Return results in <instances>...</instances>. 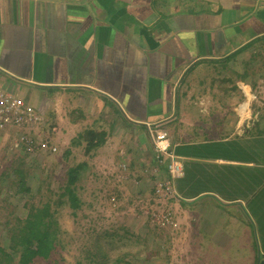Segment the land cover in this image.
<instances>
[{
	"label": "crops",
	"instance_id": "crops-1",
	"mask_svg": "<svg viewBox=\"0 0 264 264\" xmlns=\"http://www.w3.org/2000/svg\"><path fill=\"white\" fill-rule=\"evenodd\" d=\"M246 53L264 55V0H0V88L43 117L36 132L60 133L64 153L77 139L91 157L112 145L116 164L134 141L145 157L128 164L140 167L155 152L151 130L167 132L185 168L173 184L180 203L223 219L213 234L243 217L260 264L264 113L246 114L240 99L257 82L264 106V79L235 84L229 69Z\"/></svg>",
	"mask_w": 264,
	"mask_h": 264
},
{
	"label": "rangeland",
	"instance_id": "rangeland-1",
	"mask_svg": "<svg viewBox=\"0 0 264 264\" xmlns=\"http://www.w3.org/2000/svg\"><path fill=\"white\" fill-rule=\"evenodd\" d=\"M251 56L252 53H246L237 62L230 64L229 69L235 71L230 75L235 77L236 73L240 74L235 77L237 79L235 84L241 82L247 85L246 81L249 79L248 74H245L247 66L255 68L253 77L264 79L262 63L264 55L259 57L260 55L255 53L253 57ZM242 69L245 70L244 73ZM204 76L199 77L198 86L202 85L203 80L208 81ZM261 86L264 87V80ZM242 89L244 94L240 101L241 104H245V111H248L244 112L264 113L263 104L258 105L259 101L255 96L257 82ZM226 93L231 92L228 93L226 90L219 95ZM233 98L236 100L237 96ZM232 113H235L234 109ZM103 130L107 133L106 128ZM119 132L122 133L123 129ZM13 134L0 131V207H2L0 245L3 247L7 248L9 245L7 234L1 226L5 224L2 223L3 220L6 217L24 218L27 206L31 204L26 203L27 196L16 195L15 191L4 186L8 179L3 173L8 168L23 166L21 167L24 168L23 175L30 177V186L35 190V204L38 205V201L42 200L40 193L43 191L44 195L51 197L50 201L57 210L53 224L59 226L60 231L65 233L64 239L60 242L61 249L56 254L55 264H80V260L88 264L81 247L91 243L89 230L96 234L101 233V237H94L95 241L103 250H109L111 258L107 261L101 259L95 264H113L119 257H123L126 264H253L250 251L251 236L243 217H235L231 219L232 222L228 221L227 228H224L225 233L220 234L224 237L220 240V235L213 232L220 230L215 228L223 219L213 215L210 218L202 217L204 204H193V208L187 207L180 203L181 198L174 190V185L171 183L168 185V168L174 160L173 156L179 159L180 157L173 152L170 135L167 132H157L153 129L148 141L150 143L148 147H154V151L162 153L167 160L160 162L158 159V164L147 154L148 162H141L143 167L139 164L133 166L128 164L130 161L135 162L136 157L142 154L136 151L134 141H131L127 153L118 155L120 161L116 164V161L111 160L112 155H109V151L114 149L112 145L110 147L105 145L96 157H91L92 150L87 152L84 145H74L77 144V140L80 141L77 139L70 143V146L73 145L69 146V153H64L65 150L53 153L49 147L57 145L59 148V142L63 138H60V133L56 136L57 134L45 132L41 136L43 139L47 138L49 146L39 145L33 151H29L15 140L18 133ZM157 134H163L165 141H157ZM64 145L63 149H66L67 145ZM142 156L145 157L143 154ZM77 163H86L85 168L82 167L79 171L78 179L73 186L77 188L74 190L75 194L83 203L78 210L72 211L68 205L61 206L59 203L57 205L55 201L62 191L61 185L67 182L69 169ZM41 188L43 190L39 193ZM44 195V200L48 201L49 197L46 199L47 196ZM206 209L213 214L217 212V207L214 208L211 204ZM258 226L260 232V224ZM105 231L118 232L124 237L103 236ZM237 241H241L239 248ZM39 264L48 263L40 260Z\"/></svg>",
	"mask_w": 264,
	"mask_h": 264
},
{
	"label": "trees",
	"instance_id": "trees-1",
	"mask_svg": "<svg viewBox=\"0 0 264 264\" xmlns=\"http://www.w3.org/2000/svg\"><path fill=\"white\" fill-rule=\"evenodd\" d=\"M254 69L255 68H249L247 66L245 74L254 76ZM233 89L236 90L237 87L234 86L232 90ZM92 134L93 132H91V135ZM86 139L89 140L90 143L93 142V140H97L95 144H91L96 146L103 141V138L97 135H92L90 138L88 137ZM89 150H87V152H89ZM152 157H155L154 162H157L158 159L160 162H165L167 160L166 156H162V153L156 151L153 153ZM157 163L159 164V162ZM84 165H86V163H77L74 167L69 169L67 173V182L61 185L62 191L59 192L58 200L55 201L57 205L58 203L61 204V206L68 205L72 211L78 210L82 205V199L75 194L74 191L77 188L73 186L78 179L79 171L82 167L85 168ZM21 167L8 168V170L3 173L8 179L4 186L7 189L15 191L16 195L27 196L26 203L31 202V204L27 206L28 210L24 218L6 217L5 220H3L2 223L6 225L4 224L1 226L4 227V231L7 234L9 245L7 248L0 245V264H39L40 260L47 261L48 264H55L57 262L56 254L59 253L61 249L60 242H62L65 236V233L60 231V227L53 224V217L57 212L56 206L50 201L51 197L44 195V191L40 193V191L43 190L42 188L39 189L42 200L38 201V205L35 204V190L30 186V177L23 175L24 168ZM167 179H172L169 172L167 174ZM172 184H174V180ZM42 185L43 183H41V186ZM43 195L44 197L47 196L46 199L49 197L47 199L48 201L44 200ZM0 209H2V207H0ZM88 234L92 238L91 243H86L81 247V252H83L86 257L87 263L95 264L101 259H106V261L110 260L109 250H103L95 241L94 237H101V233L96 234L94 231L89 230ZM103 236L113 238L124 237V235H120L118 232L110 231L103 232ZM79 262L80 264H86L81 260ZM124 262L126 264L123 257L114 260L115 264H123Z\"/></svg>",
	"mask_w": 264,
	"mask_h": 264
},
{
	"label": "built area",
	"instance_id": "built-area-1",
	"mask_svg": "<svg viewBox=\"0 0 264 264\" xmlns=\"http://www.w3.org/2000/svg\"><path fill=\"white\" fill-rule=\"evenodd\" d=\"M43 126H45L43 117L38 116L31 105L26 104L22 98L14 96L13 94L0 88L1 132L10 130L16 131V134L18 133V137L15 140L18 143L23 144L29 151H33L34 148H37L39 145L44 147L49 146L47 145V138L43 139L40 133L36 132L37 129L42 128ZM156 140L159 142L165 141V136L163 134H157ZM49 149L53 153L59 150L57 145L50 146ZM162 149H165V147H162ZM157 150H160L159 147ZM173 159L174 160L169 166V173L172 179L168 180V185H170V183L172 184V181L175 178H180L184 174V168L181 160L174 156Z\"/></svg>",
	"mask_w": 264,
	"mask_h": 264
},
{
	"label": "water",
	"instance_id": "water-1",
	"mask_svg": "<svg viewBox=\"0 0 264 264\" xmlns=\"http://www.w3.org/2000/svg\"><path fill=\"white\" fill-rule=\"evenodd\" d=\"M260 264H264V260H261V261H260Z\"/></svg>",
	"mask_w": 264,
	"mask_h": 264
}]
</instances>
